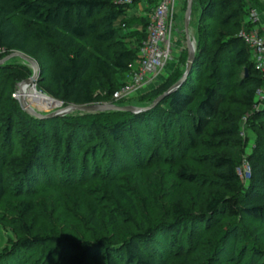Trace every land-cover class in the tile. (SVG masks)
Wrapping results in <instances>:
<instances>
[{
    "label": "trees",
    "instance_id": "1",
    "mask_svg": "<svg viewBox=\"0 0 264 264\" xmlns=\"http://www.w3.org/2000/svg\"><path fill=\"white\" fill-rule=\"evenodd\" d=\"M122 1L0 0V59L15 51L28 53L30 57L36 56L35 46H29L31 36L35 33V39L49 41L52 45L51 87L45 91L62 101L64 106L88 105L103 100L123 105L125 99L113 102L112 94L125 82L122 77L137 64L138 48L145 39L148 20L142 24L144 33L138 47L136 46L137 51L133 50L126 41L127 37L120 30L126 22L127 8L130 7L129 3ZM156 1L153 0L154 3ZM194 2L195 0L193 4ZM200 5L198 26L206 27L213 19H216L218 24L204 34L210 45L205 43L204 37L198 38L195 59L186 80L154 108L145 112L137 114L122 111L94 112L96 116L106 115V120L92 118L88 122L78 120L70 122L60 116L36 119L27 114L19 104L15 114L21 116L23 121L20 124L22 136L20 145L15 146L17 134L10 132L13 128L11 106H15V101L9 97V92L23 79L17 68L1 65L0 114L6 116L8 123L0 130V141L7 146L6 150L0 148V160L4 161L12 155L26 159L27 164L31 160L36 162L47 159L50 142L55 141L59 149L55 148L53 155L58 152V157L64 155L72 158L70 169L71 176H74L78 169L80 173L83 170L88 171V167L95 165L98 160L115 158L113 153H109L108 150L104 152L102 149L94 153L97 154V161L91 159L89 161L88 156L91 152H86L85 148L98 139L111 141L119 147V151H123V155L129 156L133 161V145L138 146L137 149L139 144L143 143H146L148 148L155 145L153 149L158 148L160 144L168 146L175 142L173 138L177 134L180 138L179 143L174 144L173 148L186 150L183 141L187 140L190 144L188 147L192 148L195 143L194 137L203 134L205 128L221 113L224 105L228 104L224 110H228L235 103L240 108L250 109L256 102L257 90L264 83L259 71L254 67L250 48L237 36L242 27L246 29L252 27L247 21L248 5L243 4L241 0H200ZM252 6L262 12L258 6L254 4ZM14 14L24 19L23 25L30 31L17 27L12 20ZM181 75H176L173 80L160 81L144 95L152 102ZM204 78L211 81L201 86ZM260 104L262 108L252 119H264V98ZM230 116L226 126L214 132L216 136L235 138L239 134V123L236 122V117ZM18 122L19 120L14 122L15 127L19 126ZM184 124H188L186 132ZM162 130L164 131L161 132ZM259 130V134L264 138V129ZM47 138H50V141ZM260 142L264 141L260 139ZM262 145L264 149V144ZM251 159L249 160L251 178L242 197H233L224 191L216 190L204 205L203 215L199 221L190 220L192 212L189 209L175 205L173 217L184 223L180 230H187L188 227L191 235L202 236L203 232L199 231V226L203 220L205 219L206 223L211 222L213 218L217 216L221 218L225 213L232 217L245 216L258 223L264 230V163L260 161V155H255ZM119 161L117 165H121ZM34 162L30 168L35 165ZM207 165L222 187L231 189L239 183L237 164L233 158L226 155L215 156L207 161ZM175 175L178 180L188 185L198 184L197 176L187 173L184 167H180ZM109 179L116 195L136 213L137 207L132 196L123 191L122 186L115 181L116 178L111 176ZM89 217L90 222L95 223V211H92ZM105 218H108L111 224L117 219L114 215L108 217L105 215ZM154 225V223L149 226L143 225L138 231L135 230V234H131L120 248L116 249L119 250L118 253L105 237L94 243L40 234L22 239L17 251L38 245L45 247L49 244H63L65 249L62 258L67 264H168V253L164 247H158L159 236ZM171 229L174 233L179 231V227L172 225L168 230ZM198 240L195 241L194 247ZM252 252L254 257H258L259 252L256 249H252ZM258 260L264 263L263 257L259 256Z\"/></svg>",
    "mask_w": 264,
    "mask_h": 264
},
{
    "label": "rangeland",
    "instance_id": "2",
    "mask_svg": "<svg viewBox=\"0 0 264 264\" xmlns=\"http://www.w3.org/2000/svg\"><path fill=\"white\" fill-rule=\"evenodd\" d=\"M241 1L245 5L258 6L264 14V0ZM153 5V0H136L127 8L126 22L120 30L127 37H125L126 41L133 50L137 51V45L142 40V33H144L142 24L149 19ZM185 5L186 0H177L172 36L175 45V61L168 66L170 68H167L161 82L173 80L185 69L186 45L183 32ZM200 8V0H195L189 19V36L195 45L200 36L204 37L207 45H210L204 34L213 30L218 24L216 19H213L208 26L199 27ZM12 20L19 29L30 31L24 27V19L19 15L14 14ZM33 45L37 55L31 58L41 69L38 75L39 81L38 78L35 81V89L36 93L43 97L33 109L48 114L64 106L62 101L45 91L51 87L52 45L49 41L35 39V33L31 36L29 46ZM2 65L20 70L22 79L29 78L33 73L32 67L18 57L5 61ZM126 76L122 77L123 80ZM210 81L204 78L201 86ZM16 84L9 92V97L15 101V106H11L13 128L10 132L17 134L14 144L19 146L22 136L20 124L23 121L21 116L15 114L19 109V101L15 93ZM148 91L132 95L125 99L126 102L123 105L148 106L151 103L150 98L144 95ZM104 102L106 101H100V103ZM227 107L228 104L222 107L221 113L205 128L203 134L194 137L195 143L192 148H189V142L183 138L186 150L182 151L178 147L173 148L180 139L175 134L173 138L175 142L168 146L160 144L158 148L153 149L155 145H150L148 148V145L143 143L144 145L139 144L137 149L138 146L133 145L132 161L129 156L122 154L123 151H119L117 145L102 138L86 146L88 147L85 148L86 152H91L89 154L91 157L88 156L89 161L90 159L97 161V154L94 153L102 149L104 152L108 150L109 153H113L115 158L98 160L95 165L88 167L90 171L83 170L80 173L78 169L74 176H71L70 169L72 158L69 159L64 155L58 157V152L53 155V150L58 148L55 141L50 142L47 159L36 162L31 160L27 164L26 159L12 155L4 161L0 160L2 186L0 264H67L62 258V252L65 249L63 244H49L45 247L38 245L17 251L20 241L34 234L69 237L79 242L94 243L105 237L118 253L119 250L116 249L120 248L131 234H135V230L138 231L143 225L149 226L153 223L159 236L158 247H164L168 253V264H264L263 261L258 260L259 256L264 260V230L253 220L245 216L232 217L226 213L221 218L218 216L213 218L211 222L206 223L204 219L199 226V231L203 234L201 236L199 233L201 237H198V235H191L192 232L188 231V227L187 230H180L184 223L173 217V207L178 205L192 212L190 220L199 221L200 216L203 215L204 205L216 190L224 191L233 197H242L251 178L249 160L251 161V157L255 155H260V161L264 163L262 147L264 142H260V139L264 141V138L259 134V129H264V119H252L259 110L240 108L237 103L230 106L228 110H224ZM230 115L236 117V122L239 123V134L235 138L216 136L214 132L226 126ZM60 118L70 122L74 120L88 122L92 118L105 121L106 115L96 116L93 112L72 111ZM18 120L19 126L15 127L14 122ZM7 123L6 116L0 114V130ZM187 128L188 124H184L185 132ZM29 135L32 134L29 133ZM47 139L50 141V138ZM0 148L6 150L7 146L0 141ZM223 155L233 158L237 164L236 173L239 183L231 189L222 187L208 170L207 161L215 156ZM118 161L121 165H117ZM33 162L35 165L30 168ZM180 167H184L189 174H195L198 184L192 186L178 180L175 173ZM111 176L116 178L115 181L122 186L126 194L132 196L134 205L137 207L136 213L116 195L109 179ZM205 177L208 179L203 180L202 178ZM92 211H95V223L90 222L89 214ZM105 215L106 217L114 215L117 218L116 222L111 224ZM171 225L179 227V231L174 233L172 229L168 230ZM196 240L199 242L194 247ZM252 249L259 252L258 257L252 255Z\"/></svg>",
    "mask_w": 264,
    "mask_h": 264
},
{
    "label": "built area",
    "instance_id": "3",
    "mask_svg": "<svg viewBox=\"0 0 264 264\" xmlns=\"http://www.w3.org/2000/svg\"><path fill=\"white\" fill-rule=\"evenodd\" d=\"M132 1L122 2L130 4ZM176 4L177 0H157L154 3L145 27V39L138 48L137 64L127 74L125 82L113 92V102L152 89L161 81L171 62L175 61L172 36ZM247 11V21L252 27H242L237 36L250 48L254 67L259 71L264 83V14L252 5H248ZM255 97L256 102L251 107L253 111L262 108L260 101L264 98V85L257 90Z\"/></svg>",
    "mask_w": 264,
    "mask_h": 264
},
{
    "label": "water",
    "instance_id": "4",
    "mask_svg": "<svg viewBox=\"0 0 264 264\" xmlns=\"http://www.w3.org/2000/svg\"><path fill=\"white\" fill-rule=\"evenodd\" d=\"M194 0H186L185 5V11H184V17H183V32H184V38H185V45H186V63H185V69L182 73L181 77L174 82L167 90L156 96L152 102L145 107H139L134 105H116L114 103H93L88 105H76V104H68L65 105L59 109L53 110L48 114L40 113L39 111L33 109L26 101L24 95L20 94V88L22 85H30L33 89H35V81L38 78L40 68L38 63L28 56L25 53L15 51L12 53H9L2 57L0 59V65H2L5 61H8L12 58H20L21 60L28 63L33 70L32 75L29 78L23 79L20 82L16 84V93H17V99L19 101L20 107L29 115L38 118V119H44V118H50L53 116H62L66 115L72 111H79V112H106V111H122V112H128L132 114H137L140 112L148 111L152 108H154L165 96L176 90L185 80L190 72L194 59H195V49L196 45L193 40H191V37L189 36V19L191 16L192 11V4ZM36 91V89H35ZM51 98V97H50ZM53 99V98H52ZM54 101H58L56 99H53ZM60 102V101H59ZM62 104V102H60Z\"/></svg>",
    "mask_w": 264,
    "mask_h": 264
},
{
    "label": "bare ground",
    "instance_id": "5",
    "mask_svg": "<svg viewBox=\"0 0 264 264\" xmlns=\"http://www.w3.org/2000/svg\"><path fill=\"white\" fill-rule=\"evenodd\" d=\"M29 87H30V85H26V84L22 85L19 93L24 95L25 101L29 102V105L32 108H34L35 104L39 103L43 97H41L39 94H37L33 88H29ZM48 99H51V98H48ZM51 100H53V99H51ZM47 109H50V108H47Z\"/></svg>",
    "mask_w": 264,
    "mask_h": 264
}]
</instances>
